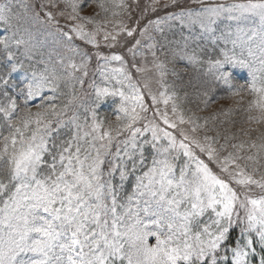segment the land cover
<instances>
[{"label": "snow or ice", "instance_id": "6c2138e0", "mask_svg": "<svg viewBox=\"0 0 264 264\" xmlns=\"http://www.w3.org/2000/svg\"><path fill=\"white\" fill-rule=\"evenodd\" d=\"M170 2L175 4L176 0ZM199 2L204 4V0ZM63 3L66 11L60 15L67 16L72 22L69 25L71 32L88 44L98 48L103 42L113 49L126 46L128 38L134 39L127 52L133 56L132 67L137 73L145 71L136 66L134 58L140 54L142 38L148 35L151 39L149 27L162 31V25L169 20H179L181 24L199 25L210 32L221 17L228 20L255 18L257 26L236 29L237 39L246 46L247 59L241 58L243 52L241 56L225 52L223 59L207 61L205 75L210 76L211 81L204 96H210L217 82L227 85L231 96L244 92L252 97L246 109L249 121L264 124V0H240L227 5L210 3L201 12L188 13L187 19L183 15L169 14L163 19L149 20L139 29L141 38H135L137 28L127 26L123 20L107 19L109 14L113 18L120 16L117 9L127 10L124 0H99L98 7L106 17L103 20L97 19L99 13L81 14L86 0H63ZM158 4L159 0H152L144 12L149 8L155 11ZM45 15L49 23H57L52 12ZM12 17L10 5L0 3V23L7 30L12 28ZM88 25L92 26L90 30ZM236 42L234 40L233 44ZM13 43L20 46L26 45L27 41L0 36V52L6 54L9 61L15 60L10 50ZM148 47L154 49V45ZM96 55L98 60L104 61L101 68L104 83L89 85L95 91L94 106L86 110L88 116L83 123L75 112L66 116L70 105L78 99L76 96L63 105L51 102L55 96L42 97L35 111L29 106L28 101L32 97H41L42 90L50 89L56 93L60 77L33 72L27 83L21 82L19 87L11 85V95L2 93L0 264H253L256 257L258 264H264V195L254 198L248 192H237L229 181L213 173L195 152L199 149L215 160L221 171L236 184L244 188L254 185L264 191V172L256 179L246 171L249 161L254 165L253 173L264 166V132L253 140L232 144L234 151L221 161L213 147V137L206 135L202 143L183 128H178V124L188 123L193 125L191 131L194 133L203 126L196 125L191 117L185 118L175 103V93L170 95L160 91L157 96L144 83L153 106L160 101L167 106L173 101L172 116L156 107L154 117L149 119L144 115L149 111L145 96L128 70L124 56L115 51L105 55L99 50ZM152 55L155 58L154 51ZM177 57L189 62L198 60L194 54L174 52L173 61ZM87 59L85 56L79 65L71 62L67 65L68 76L74 81L83 83L82 77H74V71L86 69ZM113 61L119 62L120 66L112 67ZM225 63L249 69L251 79L236 83L227 72L219 71ZM153 66L160 76L158 83L166 88V64L154 61ZM20 67H23L22 63H12L7 72ZM84 75H87L86 71ZM3 84L9 86L7 75ZM107 96L119 98L115 121L100 117L95 108V102ZM142 120L143 126H137ZM61 125L70 127L71 135L57 145V151L52 154L49 139ZM169 129H178L180 138ZM122 135L124 139H118ZM245 135H248L247 131ZM142 138L143 143H140ZM85 141L86 148L82 143ZM114 142L115 153L111 151ZM143 145H151L155 152L151 166L137 177L136 203L139 205L143 200L144 207L129 206L121 213L111 179L106 176L110 177L115 171L117 157L132 158L135 150L142 149ZM180 153L187 160L177 177L174 161ZM45 154L51 155L50 163L45 160ZM140 155L143 159V152ZM241 160L245 161L243 167L238 162ZM229 164L236 170H230ZM42 168L45 171L42 172ZM128 199L131 205L133 197ZM141 211L151 212L156 219L145 221L139 214ZM205 216L207 219L201 222L200 218ZM152 226L155 231L150 230ZM233 226L239 228L241 239L232 237L235 246H229L222 254ZM150 236L155 237L154 244L149 243ZM257 244L260 252H257ZM25 254L31 256L25 259Z\"/></svg>", "mask_w": 264, "mask_h": 264}, {"label": "rangeland", "instance_id": "374dc122", "mask_svg": "<svg viewBox=\"0 0 264 264\" xmlns=\"http://www.w3.org/2000/svg\"><path fill=\"white\" fill-rule=\"evenodd\" d=\"M135 1V0H133ZM147 0H140L143 5H150L152 0H148L150 4H147ZM184 0H176L177 3H181ZM190 0H188L189 2ZM240 2V0H204L202 5L199 0H191L193 4L192 13H198L203 10L205 4L213 2ZM128 5L127 10L117 9L120 12V16L113 18L110 14L107 16L108 20L120 19L129 27H135L138 23V17L142 18L145 14V6H140L139 10L130 3V0H124ZM0 3L10 5L13 17L11 20L12 28L6 29L2 23H0V36H9L13 39H24L27 41L26 45L17 46L14 43L10 45V50L15 55L14 61H9L7 55L0 52V102L3 101V92H8L10 95L13 92L11 87L15 84L17 87L21 82L27 83L31 79L33 72L43 73L46 76L52 77L57 76L59 80V90L53 93L50 89L42 90L41 97H32L28 104L32 107L33 111L36 110V106L41 104L42 97H53L51 102L57 105H63L68 100L75 96V90L80 89L81 85L85 88L80 89V97L86 98L89 103L84 105V108L88 109L94 106L95 91L89 87L90 84L95 82L98 85H103V77L101 76V68L104 64L102 59L97 58V51L105 55L111 54L115 51L125 56L126 65L128 70L133 64V56L127 52V47H130L135 42L134 39L128 38L126 46H117L113 49H109L101 42L97 47L88 44L86 41L76 37L70 30L69 25L72 23L68 21L67 16H61L60 12L66 11L63 0H0ZM171 3L170 0H159L160 5ZM99 0H86V3L81 10V14H97V19H105V14L101 12L98 7ZM164 7V6H162ZM70 10V9H69ZM198 10V11H195ZM35 11L37 17H31L28 12ZM47 12H52L56 24L48 22V18L45 15ZM171 13L168 11V14ZM161 16H168L165 12L160 13ZM140 15V16H139ZM158 16V15H157ZM186 17V16H185ZM162 18V19H163ZM157 20V19H153ZM43 25H39L40 23ZM172 23V25H170ZM258 21L255 18H248L242 20H228L225 19L215 31L202 30L199 25L190 26V24H181L179 20H169L167 24L162 25V31L155 30L154 27H149V34L142 38L143 43L139 48V55L134 58V62L137 67H143L145 71L143 73H137L134 68L133 77L138 82V87L144 92L145 103L148 105L149 111L145 113L149 119L154 117L156 107L161 111H168L169 115L172 116V103L165 106L162 101L158 105L153 106L148 91L144 89V83H147L151 92L159 95L160 91H166L168 94L175 93V103L178 109L183 113L185 118L191 117L198 127L196 132H192L193 125L185 123L183 125L178 124V128H183L185 132L190 136H195L202 143H204V137L206 135L213 137V147L217 150V156L222 161L229 152H233L231 145L239 143L241 141L253 140L260 132H264V124H257L253 121H249V112L246 111L248 107V101L252 99L251 96L244 92H240L239 96H231L228 92V86L216 83L214 91L209 97H205L204 93L207 90L211 81L210 76L205 75V71L208 67L207 61H215L217 59H223V54L227 52L229 55L235 53L237 56H243L241 58L247 59L246 46L242 45L240 40L237 39L236 29L237 27L250 29L257 26ZM89 30L91 25L87 26ZM111 29V24L107 26ZM144 28V26H142ZM67 32L69 35L65 36L63 33ZM250 34V33H249ZM126 35V34H121ZM135 38H141L139 35L134 33ZM102 40V37L100 38ZM237 41L233 44V41ZM148 45H154V49L150 50ZM2 47V46H0ZM70 49H75L71 51ZM152 51L155 52V58L152 55ZM178 52L182 54L193 55L198 58L194 62H189L188 59H179L178 57L173 61V53ZM87 56V67L86 69L77 68L74 71V77L80 78L86 71L88 81L86 83L75 82L71 77L68 76L70 69L67 65L71 62L79 65L82 59ZM7 61V63H6ZM154 61L164 62L166 64L167 72L164 78V83L167 85L166 88H162L160 83L159 73L154 68ZM12 63H22L23 67L17 68L13 72H7V68ZM130 63V64H129ZM132 63V64H131ZM112 67H119V62H111ZM258 67V64L256 65ZM219 71L227 72L229 77L236 83H246L251 79V73L249 69L241 67L238 64H223ZM7 75L9 80V86L5 87L3 84V78ZM72 79V80H70ZM74 82V84H72ZM114 83V82H113ZM72 85V86H71ZM235 91V89H233ZM142 92V94H143ZM206 100L212 101L206 103ZM47 104V101H45ZM119 104L118 97L107 96L99 101L95 102V108L97 114L102 118L115 121V112L118 111L117 105ZM76 107H73L74 110ZM69 113V112H68ZM75 113L79 116L80 121L88 116V113L82 110V107L77 109ZM73 112H70V116ZM255 114V113H253ZM68 116V115H67ZM90 120V116L88 117ZM158 119V118H157ZM144 121H140L137 126L142 127ZM162 124V122H161ZM163 126V125H162ZM166 127V126H164ZM259 129V131H257ZM177 138L179 139V130H172ZM247 131L248 135H245ZM71 135L70 127L61 125L60 128L53 133L49 139V148L52 154L57 151V145L62 141L69 138ZM149 134H146L148 136ZM118 139L123 140L122 135ZM140 143H143V138ZM166 144V141L164 142ZM221 145H227L226 148H221ZM123 146L121 145V148ZM86 148V147H85ZM113 153L116 151L115 142L111 149ZM197 151H200L197 149ZM143 152V159L140 153ZM201 155L205 154L200 152ZM123 154V153H122ZM247 154V152L243 153ZM132 155V154H130ZM155 155L151 145H143V148L135 150V154L132 158L125 156L123 159L116 158V169L106 178H110L114 187V191L117 196L118 211L123 212L124 208L131 206L132 208H143L144 201L141 200L139 205L136 203V185L138 184L137 177L143 175V172L151 166L153 156ZM206 155V154H205ZM202 159L199 155H197ZM207 156V155H206ZM209 158V157H208ZM45 160L51 162V155L45 154ZM186 157L182 153L175 159L174 174L179 177L180 169L184 166ZM203 160V159H202ZM216 162V161H215ZM243 167L245 161H238ZM217 163V162H216ZM135 164V167L133 165ZM248 167L246 171L252 174L254 178L259 179L261 172H264V166L259 168V171L253 173L254 167L251 161L247 162ZM121 165H123L124 175L121 176ZM229 169L235 171V166L232 164L228 165ZM107 164L105 172L107 173ZM41 171H45L44 168ZM146 182V181H145ZM235 182V181H233ZM232 186L236 191L237 188L241 187L238 184ZM259 193L262 191L260 188H256ZM264 193V191H262ZM262 193V194H263ZM129 196L133 197L131 205L129 204ZM243 198V197H241ZM2 199V198H0ZM110 202V201H109ZM123 207H120V206ZM2 206V203H0ZM140 216L145 220H155L156 216L151 212L145 214L144 212L139 213ZM201 222L207 219V216L200 218ZM151 231H155V226L150 228ZM149 243H155V237H149ZM58 251V250H57ZM31 254H25V259L29 258Z\"/></svg>", "mask_w": 264, "mask_h": 264}, {"label": "trees", "instance_id": "16d2710c", "mask_svg": "<svg viewBox=\"0 0 264 264\" xmlns=\"http://www.w3.org/2000/svg\"><path fill=\"white\" fill-rule=\"evenodd\" d=\"M190 1L188 2V0H184L181 3L175 2V4H173V3H168V4H164V5L162 4L160 6H157L156 9H155V11H153L151 8H149V10L146 12L147 15H144L142 18H139V17L137 18L138 19V23L136 25V28H137L136 34L139 35V29L142 28V26L147 25L148 22H149V20L162 19L163 16H161V14H160L162 12L163 13L165 12L167 15L171 14L172 16H177V17L183 15L184 17L186 16L185 19H187L188 13H192V11H194L193 10V4L190 3ZM136 2H138V5H140V6H146V5L141 4L140 0H135V1L130 0V3H132L137 10H139V7H138V5H137ZM146 2H147V4H150L148 2V0ZM229 2L230 1H228V2H213V3H224L225 5H227ZM208 4H210V3L205 4V6H207ZM162 6H164V7H162ZM168 11H170L171 13L168 14ZM195 11H198V10H195ZM28 13L31 14L30 16L33 17V18H39V17H37V14L35 13V11L28 12ZM192 14H195V13H192ZM225 19H226V17H221L220 19H218L217 22H216V24L212 25V29H213L212 32H214L215 29H216V27H218L222 22H224ZM174 21H176V20H174ZM39 25H43V24L40 23ZM170 25H172V23ZM43 26H45V25H43ZM190 26L193 27L195 25L190 24ZM142 44H145V43H142ZM130 70H131L130 72L132 73V75L134 73H136V72H134V68L132 66H130ZM87 75L85 76L84 73L82 74L83 84L88 81ZM70 80H72V79H70ZM72 84H74V82H72ZM83 87L85 88L84 85H81L80 86V89L83 88ZM80 89L77 88V90H75L74 94H75L76 97H78V99L72 105H70L69 111H68L69 113L67 112L66 113V116L67 115L70 116V112H75L80 107H82V110L86 114V110L87 109L84 108V105L87 104V103H89V102L87 101L86 98H81L80 97V94H81ZM143 95H144V92H143ZM73 107H76V108L74 110H72ZM84 120L85 119H83L81 121V123H83ZM82 143H83V146L84 147H87L86 141L85 142H82ZM195 152H196V155H199L203 159V161L209 166V168L213 171V173H215L218 176H221L225 180L229 181L231 187L232 186H235L234 185L235 182H233L232 180H230V178L228 177L227 173H223L221 171L220 166L215 162V160L209 159L208 156H206L205 154H202L201 155L200 151H197V149H195ZM105 167H106V165L104 166V168ZM256 188L257 187L254 186V185L251 186L250 188H244L243 186H241V187L237 188V192H239V193L248 192V194L251 195V196H253L254 198H259V196L264 195V193L262 191H260L261 193H259V191H257ZM241 215H243V212L242 211H241ZM239 231H240L239 228L238 227H235V226H233V228L230 229V236L227 239V242H226V244L224 246V249H222V254H223V252H226L227 251V249H228L229 246H235V242L232 239V237H235L236 239H241L240 236H239ZM256 249H257V252H260V248H259V245L258 244L256 245ZM253 264H258V257L253 258Z\"/></svg>", "mask_w": 264, "mask_h": 264}]
</instances>
